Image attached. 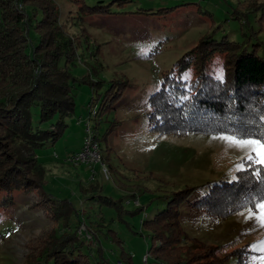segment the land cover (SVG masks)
Masks as SVG:
<instances>
[{
  "label": "rangeland",
  "instance_id": "obj_1",
  "mask_svg": "<svg viewBox=\"0 0 264 264\" xmlns=\"http://www.w3.org/2000/svg\"><path fill=\"white\" fill-rule=\"evenodd\" d=\"M77 1L53 0L78 53L71 68L75 111L60 139L36 151L46 169L43 191L69 202L75 214L60 227L40 191H14V203L0 210V264H26L52 242L58 228L82 243L92 264H126V258L150 264L155 260L148 253L150 231L141 222L188 187L195 191L179 208L186 234L179 253L197 256L204 246L215 251L217 262L264 264V226L254 218L261 214L257 205L262 201L227 218L193 208L209 186L236 180L248 160L245 150L230 147L221 139L227 135L161 136L149 119V101L163 75L201 38L225 39L240 53L257 51L264 58V0ZM96 5L109 12L88 15L82 9ZM222 61L218 56L214 61L220 77ZM109 93L121 95L98 112ZM92 98L97 107L90 108ZM88 122L100 139L101 160L75 167L71 158L84 147ZM6 196L0 194V202ZM60 261L68 264L63 257Z\"/></svg>",
  "mask_w": 264,
  "mask_h": 264
},
{
  "label": "trees",
  "instance_id": "obj_2",
  "mask_svg": "<svg viewBox=\"0 0 264 264\" xmlns=\"http://www.w3.org/2000/svg\"><path fill=\"white\" fill-rule=\"evenodd\" d=\"M108 8L82 7L88 15L107 13ZM59 14L53 0H0V194L7 193L0 210L14 203V191L38 190L59 226L66 227L74 208L43 191L46 169L36 156L38 149L60 139L66 119L75 111L71 68L78 53L60 25ZM217 56L223 60L222 77L214 70ZM161 82L149 101L153 132L161 136L235 135L264 141V58L257 51L240 53L233 42H217L208 35ZM120 95L109 93L98 112ZM95 102L92 98L90 108L97 107ZM243 165L235 181L209 186L193 208L227 218L263 201L264 165L253 160H244ZM194 191L188 187L174 193L163 211L141 222L150 231L148 253L155 257L150 264L159 260L163 264H230L217 262L215 251L204 246L198 248L202 252L197 256L179 253V245L186 239L179 208ZM51 241L26 264H61V257L68 264H92L82 253V243L62 234L60 228L52 232ZM125 262L134 264L127 258ZM96 264L108 263L97 260Z\"/></svg>",
  "mask_w": 264,
  "mask_h": 264
},
{
  "label": "snow or ice",
  "instance_id": "obj_3",
  "mask_svg": "<svg viewBox=\"0 0 264 264\" xmlns=\"http://www.w3.org/2000/svg\"><path fill=\"white\" fill-rule=\"evenodd\" d=\"M221 139L227 141L230 147L245 150L247 153L246 158L248 160H253V156L251 154L255 153V156L257 157L255 162L264 164V141L255 138H241L235 135L223 136ZM257 207L260 209L261 214L254 218L261 223V226H264V201L259 203ZM249 216L250 218L253 216L251 210H249Z\"/></svg>",
  "mask_w": 264,
  "mask_h": 264
},
{
  "label": "built area",
  "instance_id": "obj_4",
  "mask_svg": "<svg viewBox=\"0 0 264 264\" xmlns=\"http://www.w3.org/2000/svg\"><path fill=\"white\" fill-rule=\"evenodd\" d=\"M87 138L82 150L71 158V163L78 167L82 164H92L100 162L101 156L99 152V143L94 138V133L91 131L90 123L87 124Z\"/></svg>",
  "mask_w": 264,
  "mask_h": 264
}]
</instances>
